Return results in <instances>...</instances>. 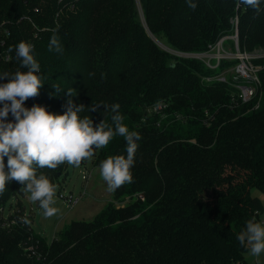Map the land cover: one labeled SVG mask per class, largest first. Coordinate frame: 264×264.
<instances>
[{
  "label": "trees",
  "instance_id": "obj_1",
  "mask_svg": "<svg viewBox=\"0 0 264 264\" xmlns=\"http://www.w3.org/2000/svg\"><path fill=\"white\" fill-rule=\"evenodd\" d=\"M191 2L194 10L189 0H0V74L26 70L15 51L21 41L40 64L44 84L25 107L62 114L71 89L81 118L111 125L119 103L141 137L132 182L92 220H74L50 241L21 212L5 218L24 186L9 181L0 193V264H257L236 237L264 213L251 193H264V68L260 106L258 98L236 105L230 83L204 79L227 62L212 69L174 51L208 50L234 34L236 18L241 47H264V0L259 12L240 0ZM53 34L62 54L48 50ZM121 154L126 141L116 135L96 162ZM65 164L37 175L56 186ZM125 196L134 200L118 205Z\"/></svg>",
  "mask_w": 264,
  "mask_h": 264
},
{
  "label": "clouds",
  "instance_id": "obj_2",
  "mask_svg": "<svg viewBox=\"0 0 264 264\" xmlns=\"http://www.w3.org/2000/svg\"><path fill=\"white\" fill-rule=\"evenodd\" d=\"M240 3L261 11L260 0H240ZM188 6L193 10L197 7L191 0ZM48 50L62 54L57 35L50 37ZM15 51L21 68L26 70L0 74L8 78L6 83L0 84V103L3 104L0 107V193L9 181L16 180L24 185L21 190L30 193L33 202H39L43 214L51 217L58 211L53 206L56 186L43 173L38 176L37 168L54 170L62 163L79 167L82 161L93 157L95 149L105 148L116 135L125 139L127 155H109L100 164V176L109 191L131 183L137 141L141 137L125 125L118 111L119 103L111 107V125L104 119L98 126L88 117H80L84 104L74 102L71 89H68L67 110L62 114L50 112L41 105L25 107V101L38 95L44 83L38 75L40 64L33 54V45L21 41ZM9 113L14 120H7ZM5 156L8 157L7 171ZM21 222L29 223L27 218H21ZM236 238L252 256L259 257L264 253V219L258 221L253 215Z\"/></svg>",
  "mask_w": 264,
  "mask_h": 264
},
{
  "label": "rangeland",
  "instance_id": "obj_3",
  "mask_svg": "<svg viewBox=\"0 0 264 264\" xmlns=\"http://www.w3.org/2000/svg\"><path fill=\"white\" fill-rule=\"evenodd\" d=\"M255 98H258L255 106L259 107L262 98V86ZM97 154L98 149H95L93 157L82 161L79 167L70 166L66 163L60 168L58 173L60 181L56 182L55 204L53 205L58 209L55 215L46 217L39 206V202H33L30 193L21 190L24 187L21 186L18 196L12 198L5 207V218L16 216V211L21 212L20 217L27 218L34 230L47 237L49 241L74 220H92L113 199L112 191L108 190L106 182L100 176V164L96 162ZM251 193L253 196L262 199L264 203V193L261 190L253 188ZM63 194L73 195L75 199H78V202L73 206L68 205V200L66 202L62 198ZM133 200L132 197L125 196L122 201L118 202V205H126ZM19 201L22 202V208L18 205ZM262 219H264V213ZM246 256L249 262L255 263L257 261V264H264V253H261L259 257H254L249 252Z\"/></svg>",
  "mask_w": 264,
  "mask_h": 264
},
{
  "label": "built area",
  "instance_id": "obj_4",
  "mask_svg": "<svg viewBox=\"0 0 264 264\" xmlns=\"http://www.w3.org/2000/svg\"><path fill=\"white\" fill-rule=\"evenodd\" d=\"M235 32L232 35L221 37L208 50L200 52H178L175 54L184 57L197 58L207 67L219 69L223 62L228 65L218 73L207 75L204 79L210 81H222L230 83L235 89V104L252 101L262 86L261 71L264 68V47H256L252 50L242 48L238 34V19L234 20ZM159 107L155 108L158 109ZM68 205L73 206L78 199L72 196L62 195ZM69 198V199H68ZM73 202V204H72ZM72 205H71V204Z\"/></svg>",
  "mask_w": 264,
  "mask_h": 264
},
{
  "label": "crops",
  "instance_id": "obj_5",
  "mask_svg": "<svg viewBox=\"0 0 264 264\" xmlns=\"http://www.w3.org/2000/svg\"><path fill=\"white\" fill-rule=\"evenodd\" d=\"M262 200V199H261ZM263 202V201H262ZM263 205H264V203H263ZM247 257V256H246ZM256 263H257V261H255Z\"/></svg>",
  "mask_w": 264,
  "mask_h": 264
}]
</instances>
